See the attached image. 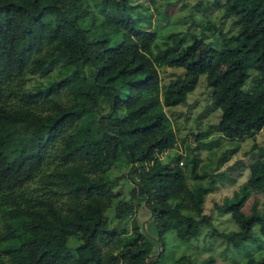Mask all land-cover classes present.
Masks as SVG:
<instances>
[{
	"label": "trees",
	"instance_id": "16d2710c",
	"mask_svg": "<svg viewBox=\"0 0 264 264\" xmlns=\"http://www.w3.org/2000/svg\"><path fill=\"white\" fill-rule=\"evenodd\" d=\"M133 3L0 0V264H159L164 233L189 241L212 226V189L200 181L207 175L198 173L199 160L190 162L191 186L181 154L174 166L162 158L178 143L166 108L185 103L201 75L213 109L223 111V137L245 139L264 128V0L209 2L238 26L217 45L185 34L159 44ZM57 66L58 78L27 87L29 76ZM163 67L184 74L164 85ZM122 164L130 169L131 199L119 200L116 215H135L125 233L107 217L119 196L109 172ZM248 168L238 200L218 206L238 230L214 234L234 247L252 240L256 225L264 238V210H244L264 193V158ZM138 197L158 238L140 222ZM216 262L182 256L175 264ZM247 264H264V256Z\"/></svg>",
	"mask_w": 264,
	"mask_h": 264
},
{
	"label": "rangeland",
	"instance_id": "374dc122",
	"mask_svg": "<svg viewBox=\"0 0 264 264\" xmlns=\"http://www.w3.org/2000/svg\"><path fill=\"white\" fill-rule=\"evenodd\" d=\"M201 1L206 8L197 6L201 5ZM211 1L214 0H134L133 13L141 20V27L157 32L159 44L173 35L185 34L189 41L194 35H198L217 45L223 41L224 34L231 36L237 32L238 26L234 23V18L226 14L225 8L210 6ZM60 68L61 66H57L46 75L29 76L27 87L34 90L47 85L59 77ZM160 71L164 85L184 74L182 68L163 67ZM211 94L207 74H203L185 103L166 108L177 131L178 143L176 148L165 153L162 158L164 163L174 166L181 154L184 164L179 163L187 168L191 186L196 181L190 172V162L194 158L199 160L198 173L207 175L200 181L212 189L207 197L206 213L212 215L214 223L212 226L203 225L200 235L189 241L179 238L175 230L164 233L166 251L159 264H175L182 256L195 262L215 256L216 264H247L251 256H264V238L259 237V225L254 227L253 239L240 247H234L226 239L214 234L215 229L221 232L238 230L232 214L220 212L218 206L238 200L234 195L249 178L248 165L258 158H264V128L255 136L245 139L223 137L217 131L223 111L213 109ZM129 171V167L122 164L109 172L119 196L112 202L107 217L110 227L116 228L120 233L131 231L135 217L130 215L121 220L116 215L119 200L131 199ZM137 201L140 203L141 197L135 199L140 222L158 238L150 211L144 207L139 208ZM256 209L264 210V193L253 194L244 207L247 213ZM77 241L78 237H72L69 243L76 246L79 243Z\"/></svg>",
	"mask_w": 264,
	"mask_h": 264
},
{
	"label": "built area",
	"instance_id": "2783aa9c",
	"mask_svg": "<svg viewBox=\"0 0 264 264\" xmlns=\"http://www.w3.org/2000/svg\"><path fill=\"white\" fill-rule=\"evenodd\" d=\"M181 164H184V161L183 160L181 161Z\"/></svg>",
	"mask_w": 264,
	"mask_h": 264
}]
</instances>
